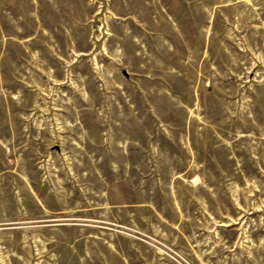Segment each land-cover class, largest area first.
Segmentation results:
<instances>
[{"label": "rangeland", "instance_id": "374dc122", "mask_svg": "<svg viewBox=\"0 0 264 264\" xmlns=\"http://www.w3.org/2000/svg\"><path fill=\"white\" fill-rule=\"evenodd\" d=\"M0 264H264V0H0Z\"/></svg>", "mask_w": 264, "mask_h": 264}]
</instances>
